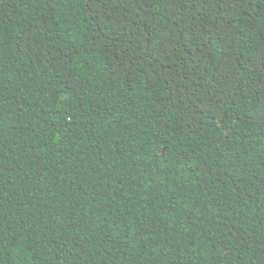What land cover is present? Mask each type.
<instances>
[{
    "label": "trees",
    "instance_id": "1",
    "mask_svg": "<svg viewBox=\"0 0 264 264\" xmlns=\"http://www.w3.org/2000/svg\"><path fill=\"white\" fill-rule=\"evenodd\" d=\"M0 264H264V0H0Z\"/></svg>",
    "mask_w": 264,
    "mask_h": 264
}]
</instances>
